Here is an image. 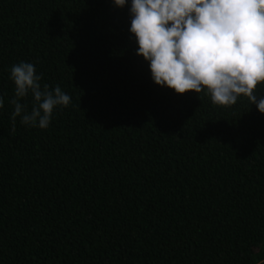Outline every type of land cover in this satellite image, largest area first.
Listing matches in <instances>:
<instances>
[{"label":"trees","instance_id":"1","mask_svg":"<svg viewBox=\"0 0 264 264\" xmlns=\"http://www.w3.org/2000/svg\"><path fill=\"white\" fill-rule=\"evenodd\" d=\"M129 28L113 0H0V264H264V114L156 85ZM21 61L71 97L46 129L12 119Z\"/></svg>","mask_w":264,"mask_h":264},{"label":"clouds","instance_id":"2","mask_svg":"<svg viewBox=\"0 0 264 264\" xmlns=\"http://www.w3.org/2000/svg\"><path fill=\"white\" fill-rule=\"evenodd\" d=\"M128 7L129 32L152 81L177 94L194 91L213 104L229 107L241 96L264 114V0H113ZM14 84L12 119L34 128H48L56 109L71 97L59 85L41 84L32 63L10 69ZM31 96L27 110L21 100ZM4 99L0 97V108Z\"/></svg>","mask_w":264,"mask_h":264}]
</instances>
